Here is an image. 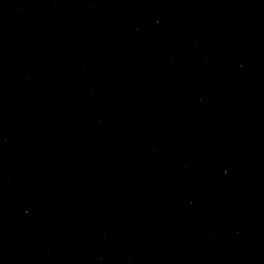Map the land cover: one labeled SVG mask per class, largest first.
Instances as JSON below:
<instances>
[{"label":"water","instance_id":"obj_1","mask_svg":"<svg viewBox=\"0 0 264 264\" xmlns=\"http://www.w3.org/2000/svg\"><path fill=\"white\" fill-rule=\"evenodd\" d=\"M0 264H264V0H0Z\"/></svg>","mask_w":264,"mask_h":264}]
</instances>
